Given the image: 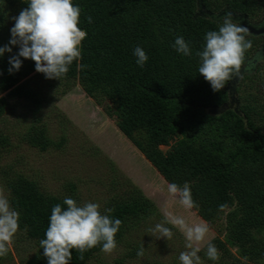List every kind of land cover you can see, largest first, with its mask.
<instances>
[{"label": "trees", "instance_id": "16d2710c", "mask_svg": "<svg viewBox=\"0 0 264 264\" xmlns=\"http://www.w3.org/2000/svg\"><path fill=\"white\" fill-rule=\"evenodd\" d=\"M201 2L214 15L227 10L251 20L264 16V0ZM73 3L82 10L78 26L87 32L82 58L60 80L47 79L36 71L34 61L22 57L21 69L10 74L9 60L19 52L13 46L11 53L0 57V124L5 125L4 117L13 109L28 108L33 122L23 138L29 146L41 152L63 148L65 139L50 138L39 115L54 92L57 99L62 98L78 83L168 184H190L199 205L192 210L218 235L212 244L220 258L212 261L206 257L208 262L264 264V107L260 108L251 91L254 75L250 72L244 77L248 83H243L239 107L216 116L210 111L228 103L229 93L213 91L198 71L196 52L205 47L208 31H218L222 19L197 16L198 0ZM27 7V0H0V47L9 44L10 24ZM179 36L190 43L191 57L172 47ZM250 40L253 47L247 51L245 63L258 46L255 38ZM137 46L149 57L143 68L133 54ZM172 141L176 143L170 152L163 153L160 147ZM10 145L8 130L0 127V155ZM6 186L11 205L20 214L19 231L36 246L34 256L23 264H48L39 242L46 238L52 208L57 204L66 208V197L77 202V185L70 183L67 193L53 195L16 172ZM122 188V195H114L106 205L114 210L110 216L122 221L117 243L157 212L152 200L130 181L120 183ZM220 205L227 207L220 211ZM101 247L84 252L83 259L73 249L70 264H89ZM135 257V251L129 253V259Z\"/></svg>", "mask_w": 264, "mask_h": 264}, {"label": "rangeland", "instance_id": "374dc122", "mask_svg": "<svg viewBox=\"0 0 264 264\" xmlns=\"http://www.w3.org/2000/svg\"><path fill=\"white\" fill-rule=\"evenodd\" d=\"M251 73L254 75L251 76L254 83L251 91L258 98L261 108L264 107V67L258 66ZM248 74H243L236 85L234 97L238 103L243 96L244 77ZM245 82L247 84L248 80ZM28 111V108L21 107L13 109L4 117L5 125L0 124L1 128L8 130L11 140L9 148L0 155V187L5 190L7 197V181L17 172L53 195L65 194L67 185L74 183L78 188V205L99 203L103 213L114 195H122L124 189L120 190V183L130 181L131 186L139 188L152 200L157 212L146 222L130 229L124 241L117 243L116 250L111 254L101 251L89 264H180L179 254L186 250L183 233L167 224L173 231V237L168 241L166 238L157 239L159 234L152 236L148 229L163 222L165 212L182 216L190 224L203 220L193 210L184 209L178 200L168 194L165 179L119 131L115 122L85 94L80 85L77 83L71 92L59 99L54 92L39 115L50 138L54 141L65 139L63 148L41 152L29 146L23 138L33 122ZM175 143L172 141L169 146H161L160 150L166 154ZM207 225L210 231L199 245L201 251L198 253L205 263L208 262L207 245L218 237L217 232ZM142 245L145 248L144 256L129 259V253L135 251L137 254ZM235 250L232 248V252ZM35 253V244L18 231L8 255L0 258V264H23Z\"/></svg>", "mask_w": 264, "mask_h": 264}, {"label": "clouds", "instance_id": "9594fccd", "mask_svg": "<svg viewBox=\"0 0 264 264\" xmlns=\"http://www.w3.org/2000/svg\"><path fill=\"white\" fill-rule=\"evenodd\" d=\"M27 4L28 7L14 17L11 39L8 45L0 47V57L11 53L12 47L17 46L18 55H13L9 60L10 74L21 69L22 57L34 61L36 71L47 79L60 80L69 72L70 66L82 58V42L87 36V32L78 26L82 10L73 0H27ZM88 22H92L90 16ZM249 34L248 28L234 21L231 12L224 16L218 31L206 33L205 47L197 51L196 56L200 58L199 75L210 83L213 91L224 89L233 76L243 78L241 68L247 51L253 47L252 41L247 38ZM172 47L183 56H192L190 43L182 36L175 39ZM133 54L137 58V65L143 68L149 59L144 49L137 46ZM167 192L186 210L199 207L188 182L182 186L169 183ZM63 204L67 207L57 204L52 208L46 238L39 242L48 264H70L73 249L80 253V259H83L84 252L97 246H102L101 250L108 254L116 250L115 237L122 221L110 216L113 209H104L102 213L99 203L78 205L68 197ZM226 207L220 205V211ZM164 216L163 222L148 229L152 236L159 234L157 239L170 241L173 231L166 225H172L185 237L186 250L179 254L180 264H203L198 253L201 251L199 245L210 231L207 223L190 224L184 217L171 212H165ZM19 222V212L12 207L5 190L0 187V258L8 255L13 238L20 229ZM144 252L142 245L137 256L143 257ZM206 255L212 261L220 258L219 250L211 243L207 245Z\"/></svg>", "mask_w": 264, "mask_h": 264}, {"label": "flooded vegetation", "instance_id": "af4514ba", "mask_svg": "<svg viewBox=\"0 0 264 264\" xmlns=\"http://www.w3.org/2000/svg\"><path fill=\"white\" fill-rule=\"evenodd\" d=\"M223 12H229L227 10L223 11ZM234 14V13H232ZM237 15V14H235ZM246 15H237V17L239 18L238 21L236 22H239L242 26V24L245 22L247 24V26H251L252 28H262L264 27V16L258 20H251L249 19V17L245 18ZM249 36L247 37L248 39L250 38H255L257 41H258V46L255 47L249 54V58L248 60L246 61L245 65L241 68V71L243 74H247V73H250V72H253L255 70L256 67L258 66H263L264 67V61H263V58L260 56V51H261V48L262 46L264 45V34L263 35H254L253 33L249 32ZM241 74V76L243 75ZM235 77H239V76H235ZM233 80V79H232ZM231 82L227 85L229 87V89L227 90V92L229 93V97H230V100H229V104H231V102H233L232 106H233V109L237 106H239V103H237V101L235 100V97H234V92H235V89H236V85L237 83L241 80V78L239 77L238 78V81L237 82Z\"/></svg>", "mask_w": 264, "mask_h": 264}, {"label": "water", "instance_id": "95a60500", "mask_svg": "<svg viewBox=\"0 0 264 264\" xmlns=\"http://www.w3.org/2000/svg\"><path fill=\"white\" fill-rule=\"evenodd\" d=\"M198 5H199V12H198L197 16H199V17L210 18V19H212L214 21H218V20L223 19L224 16L227 14V12H222V13H220L218 15H214L211 12H206L205 8L202 6L201 0H198ZM247 17L248 16L246 15L245 18H247ZM232 18L234 19V21H238L239 20V18L235 14H232ZM242 26L248 28L249 32L253 33L255 36L264 34V27L259 28V29L252 28L251 26H247V24L245 22L242 24ZM260 53H261L260 56L263 58V61H264V45L262 46ZM241 74H243L242 71H241ZM238 78L239 77H234L232 82H237ZM229 87H230V85L225 87L224 90L227 91L229 89ZM232 104H233V102H231V104L226 103V104H224L221 107H216L213 110H211L210 113L213 114V115H216V116L222 115L225 112H227L228 110H232L233 109ZM236 111H238V109H236Z\"/></svg>", "mask_w": 264, "mask_h": 264}]
</instances>
